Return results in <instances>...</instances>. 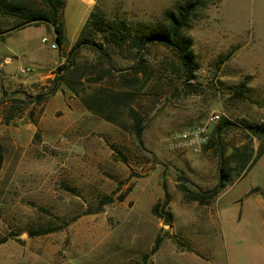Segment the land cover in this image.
<instances>
[{
	"label": "rangeland",
	"instance_id": "rangeland-1",
	"mask_svg": "<svg viewBox=\"0 0 264 264\" xmlns=\"http://www.w3.org/2000/svg\"><path fill=\"white\" fill-rule=\"evenodd\" d=\"M10 1L47 9L42 0ZM177 1L64 0L58 10L61 40L46 21L0 37V239L7 238L0 244V264H211L213 257L184 259L171 251L174 239L181 248L177 239H188V233H210L195 247L207 254L202 242L213 240L218 259H227L230 233H242L234 231L240 224L201 223L197 208L175 199L171 229L152 208L166 201L169 211L174 193L182 194L180 185L191 187L172 160L179 153L200 156L198 166L206 173L220 152L230 168L245 162L240 177L242 169L231 171L224 202L264 187V0L203 1L183 32L194 53L190 79L168 46L152 43L141 53L126 43L104 44L99 50L81 47L64 76H96V68L106 66L107 77L76 81L78 93L63 83L45 100L30 97L66 62L91 11L146 29L163 24L164 10ZM7 18L3 27L16 22ZM93 38L100 41L101 34ZM137 60L141 67H132ZM30 65L35 70L20 72ZM99 89L120 92L124 101L107 107L117 124L83 105L81 97ZM130 108L143 120L142 145L128 128ZM212 113L219 119L210 121ZM224 120L228 126L219 129ZM189 139L197 151L187 145ZM107 197L113 200L100 203ZM46 228L52 231L29 236ZM158 234L168 240L144 258Z\"/></svg>",
	"mask_w": 264,
	"mask_h": 264
},
{
	"label": "trees",
	"instance_id": "trees-1",
	"mask_svg": "<svg viewBox=\"0 0 264 264\" xmlns=\"http://www.w3.org/2000/svg\"><path fill=\"white\" fill-rule=\"evenodd\" d=\"M47 9L31 8L25 3L0 0V37L3 38L5 33L14 29L23 27L28 24H37L41 21L51 22L54 25L57 40H61L64 33L63 24L59 21V7L64 6V0H42ZM204 0H180L177 1L173 8L164 10L165 22L161 25L152 26L146 29L134 28L127 20L112 18L106 19L102 13L91 11L85 20L79 38L70 46L67 51L66 62L58 67L54 78L50 81L47 87L43 88L42 92H39L32 97L31 100L34 102H40L54 95L59 89L61 84L71 90L72 92L78 93V89L75 86L76 81L83 85V80L87 82H98L109 73V68L106 66H100L96 68V76H64L65 68L73 65L76 54L79 52L81 47H93L99 50L104 44L111 45L113 47L121 46L126 43L129 49L133 48L138 52L143 53L152 43H160L170 47L176 54L178 64L182 69L186 78L190 79L193 76L195 69L194 65V53L192 50V40L188 35H185L184 29L189 26L191 17L194 11L203 3ZM12 16L16 19V22L8 27H3L2 24L8 23V18ZM101 34V40L96 41L93 37L95 34ZM93 35V37H92ZM233 52V49L229 50L225 56L228 57ZM106 53V52H104ZM105 55H108L106 53ZM141 67L139 60L133 64L132 67ZM92 70V69H91ZM135 70H137L135 68ZM77 79V80H76ZM79 80V81H78ZM120 92L118 90L110 91L106 89H99L92 94L81 97V101L85 108L92 113L100 116L107 122L117 124L114 115L111 111L107 110V107L114 105L118 106L120 100L118 96ZM124 101V100H123ZM129 116L131 122L128 128L134 135L136 142L142 145V117L137 114L133 109L130 108ZM229 124L228 120H224L219 129L227 127ZM126 128V127H125ZM259 153V151H258ZM257 153V155H258ZM249 157L246 159L248 160ZM226 159L223 158V153L220 152L218 156V170H219V181L217 185L211 190H198L190 191L184 184L180 185V189L183 192L184 199L187 201H197L199 204L208 203L211 199L216 197L232 179L231 171L235 170L239 172L240 167L245 165V162L240 161V165L234 167L226 166ZM239 169V170H238ZM243 170V169H242ZM254 191V190H252ZM167 196V193H165ZM123 196H120V200ZM112 197H107L101 200L100 203L111 202ZM166 201L159 205L156 203L152 208V214L163 218L165 223L170 224L172 214L169 211H165ZM52 229H39L32 230L29 232V236H39L51 232ZM7 240L6 237L0 239V244ZM162 238L157 236L155 239L154 246L150 253L144 255L148 257L153 254L160 245Z\"/></svg>",
	"mask_w": 264,
	"mask_h": 264
},
{
	"label": "crops",
	"instance_id": "crops-1",
	"mask_svg": "<svg viewBox=\"0 0 264 264\" xmlns=\"http://www.w3.org/2000/svg\"><path fill=\"white\" fill-rule=\"evenodd\" d=\"M174 158H176L174 164L184 172V175L190 181L191 187H187L188 190H211L217 185L219 181V170L218 161L215 158L213 166L208 168L209 171L207 173L202 171L204 168L198 166L202 163L200 156H195L194 159H187L179 153L175 154L172 160ZM242 174L243 170L239 177ZM174 184L177 185L178 183L175 182ZM225 191L224 188L216 197L205 204H199L197 201L186 200V202L183 192L182 194L175 192L168 203V207L172 214L170 222L171 229L174 226L175 220V214L172 211L175 199H179L183 206L197 208L196 214L198 221H201V223L205 222L210 224L226 220V222L229 221L231 223V226L234 224L238 226L240 224L241 226L234 231L239 229L242 233H230L233 234L231 236L233 245L229 249L227 259L225 261L218 259L217 254L214 253L216 245L213 240L202 242L203 247L208 250L207 254L204 253L203 248L195 247L199 239L207 238L210 233H188L186 236L190 241L188 239H177L183 245L181 248L177 247V241L175 242L174 239V245L171 247V251L179 253L184 259H191L193 257L196 260L202 261L204 258L209 259L213 257L211 264H264V187L261 188L256 185L243 195L235 197L230 202L223 201ZM167 234L171 236L173 233ZM242 237L247 238L246 242H237ZM248 237H250V240H248ZM166 240L168 239L161 240L160 245ZM152 257L153 255L151 254Z\"/></svg>",
	"mask_w": 264,
	"mask_h": 264
},
{
	"label": "built area",
	"instance_id": "built-area-1",
	"mask_svg": "<svg viewBox=\"0 0 264 264\" xmlns=\"http://www.w3.org/2000/svg\"><path fill=\"white\" fill-rule=\"evenodd\" d=\"M48 40V38L46 37V36H43L42 38H41V41L42 42H46ZM50 46L51 47H56V43L54 42V41H52L51 43H50ZM20 72H23V73H27V72H30V71H33V70H35V68L34 67H32V66H22V67H20ZM219 117H220V115L219 114H217V113H212L211 115H210V117H209V120L210 121H214V120H217V119H219ZM187 136L188 135H186V134H183L182 135V138H187ZM188 139V138H187ZM195 140L194 139H189V141L187 142V145H189V146H191V147H193V151H197L198 150V148L195 146Z\"/></svg>",
	"mask_w": 264,
	"mask_h": 264
},
{
	"label": "water",
	"instance_id": "water-1",
	"mask_svg": "<svg viewBox=\"0 0 264 264\" xmlns=\"http://www.w3.org/2000/svg\"><path fill=\"white\" fill-rule=\"evenodd\" d=\"M31 66V65H30ZM33 67V66H32Z\"/></svg>",
	"mask_w": 264,
	"mask_h": 264
}]
</instances>
